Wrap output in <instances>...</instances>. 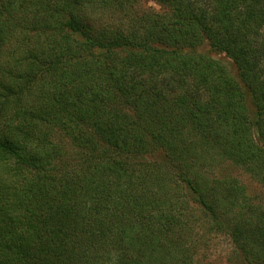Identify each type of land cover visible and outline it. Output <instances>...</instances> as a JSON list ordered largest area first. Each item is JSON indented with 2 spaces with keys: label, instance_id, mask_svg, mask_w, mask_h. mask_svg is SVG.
I'll use <instances>...</instances> for the list:
<instances>
[{
  "label": "trees",
  "instance_id": "obj_1",
  "mask_svg": "<svg viewBox=\"0 0 264 264\" xmlns=\"http://www.w3.org/2000/svg\"><path fill=\"white\" fill-rule=\"evenodd\" d=\"M146 1L0 0V264H264V0Z\"/></svg>",
  "mask_w": 264,
  "mask_h": 264
},
{
  "label": "rangeland",
  "instance_id": "obj_2",
  "mask_svg": "<svg viewBox=\"0 0 264 264\" xmlns=\"http://www.w3.org/2000/svg\"><path fill=\"white\" fill-rule=\"evenodd\" d=\"M147 4L153 5L152 1L147 0ZM232 174L237 175L247 186L248 192L254 198H257L261 194V188L259 184L249 178L245 173L237 168H230ZM231 243L228 237L224 234L213 235L209 247L204 251V261L208 264H232L229 261V257L232 256L231 253Z\"/></svg>",
  "mask_w": 264,
  "mask_h": 264
}]
</instances>
